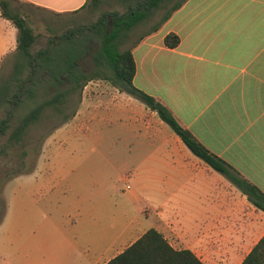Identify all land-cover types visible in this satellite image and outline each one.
Wrapping results in <instances>:
<instances>
[{
	"label": "crops",
	"instance_id": "1",
	"mask_svg": "<svg viewBox=\"0 0 264 264\" xmlns=\"http://www.w3.org/2000/svg\"><path fill=\"white\" fill-rule=\"evenodd\" d=\"M17 2L32 27L33 11L76 16L89 0ZM169 34L179 37L176 47L166 46ZM140 38L132 47L134 85L162 102L233 174L264 193V0H185ZM17 46L18 30L0 12V68L15 57ZM105 96L110 124H93L105 129L97 137L120 144L126 157L138 160L130 174L156 214L144 212L150 225L129 226L92 253L89 246L75 245L84 257L79 264H106L150 229L174 249L196 256V249L214 242L221 255L240 258L242 264L264 238V212L196 157L156 112L114 86ZM99 105L86 103L74 121L90 115L94 120ZM73 126L58 127L55 134ZM45 159L43 152L41 162Z\"/></svg>",
	"mask_w": 264,
	"mask_h": 264
},
{
	"label": "rangeland",
	"instance_id": "2",
	"mask_svg": "<svg viewBox=\"0 0 264 264\" xmlns=\"http://www.w3.org/2000/svg\"><path fill=\"white\" fill-rule=\"evenodd\" d=\"M138 1L89 0L86 9L76 16L33 11L29 21L37 42L32 52L47 48L50 38L74 31L77 39L81 34L93 35L104 14H124ZM176 2L170 1L136 27L120 49L132 48ZM99 41L96 36L91 40L90 53L80 61L86 71L95 68L93 51ZM15 62L13 56L0 68V126L9 116L5 125H18L42 100L41 93L20 96V87L30 75L28 68L5 87ZM111 86L105 80L88 82L62 112L45 109L19 143L9 141L12 128L0 133V264H79L84 257L75 245L89 246L92 253L110 244L129 226L144 228L151 224L144 222L143 213L156 214V206L139 193L130 174L138 160L126 157L120 144L112 146L99 140L97 135L104 134L105 129L93 127L110 124L105 119L109 108L105 94ZM16 101L20 103L14 105ZM91 101L102 106L98 116L74 121L79 110ZM65 124L74 126L56 135V129ZM43 152L46 159L41 162ZM214 244L208 242L206 249H196L204 264H239L240 258L221 255Z\"/></svg>",
	"mask_w": 264,
	"mask_h": 264
},
{
	"label": "trees",
	"instance_id": "3",
	"mask_svg": "<svg viewBox=\"0 0 264 264\" xmlns=\"http://www.w3.org/2000/svg\"><path fill=\"white\" fill-rule=\"evenodd\" d=\"M170 1L172 0H139L135 7H130L124 14H104L94 27L95 34L90 36L81 34V39H77L75 36L77 31H74L56 39L50 38L47 48L34 54L32 48L37 42V37L24 16L23 6L14 5L18 3L17 0H0L2 16L11 21L18 30L14 71L11 79H7L5 87L7 88L12 80H16L23 70L28 68L30 75L24 79L19 93H22L27 86L23 93H28L31 97L41 93L42 96V100L18 125L11 127L5 125L11 118L9 116L0 126V133L12 128L9 141L19 143L27 128L39 120L45 109L52 108L62 112L71 104L74 95L83 91L88 82L105 80L120 92L127 93L156 112L196 157L225 175L248 196L249 201L257 209L264 212L263 192L233 174L230 167L184 128L162 102L137 88L133 83L136 63L132 48L122 51L120 46L129 39L136 27L150 20L152 15L164 9ZM183 2L185 0L167 10L162 22L180 8ZM95 36L100 40L99 47L93 51L95 68L89 72L81 66L80 61L90 53L89 44ZM179 41V37L175 34H169L165 38L167 47H176ZM18 103L20 102L16 101L14 105ZM106 264H204V262L191 250L174 249L161 233L150 229ZM242 264H264V238Z\"/></svg>",
	"mask_w": 264,
	"mask_h": 264
},
{
	"label": "water",
	"instance_id": "4",
	"mask_svg": "<svg viewBox=\"0 0 264 264\" xmlns=\"http://www.w3.org/2000/svg\"><path fill=\"white\" fill-rule=\"evenodd\" d=\"M26 88H27V86L24 87L22 93L26 90ZM22 93L20 94V96L22 95ZM13 110H14V108H13Z\"/></svg>",
	"mask_w": 264,
	"mask_h": 264
}]
</instances>
